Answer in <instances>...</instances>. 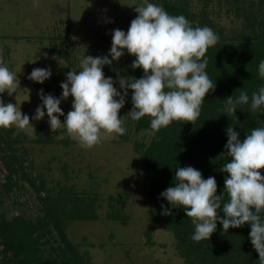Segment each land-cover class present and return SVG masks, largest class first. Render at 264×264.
Returning a JSON list of instances; mask_svg holds the SVG:
<instances>
[{"label":"rangeland","instance_id":"1","mask_svg":"<svg viewBox=\"0 0 264 264\" xmlns=\"http://www.w3.org/2000/svg\"><path fill=\"white\" fill-rule=\"evenodd\" d=\"M162 0H148L157 5ZM185 2L193 13L207 19L224 36L245 30L244 15L237 14L231 0H169ZM143 0H0V49L9 70L17 73L19 88L11 96L0 94L5 103L20 106L32 125L19 129L0 128L10 138L11 152L24 159L26 171L41 181V194L60 200L64 208L79 207L83 218L66 214L63 232L84 253L89 264H185L174 247V239L164 224L155 219L154 207L140 173L139 148L146 145L150 133L135 130L128 114L133 109L132 90H127L119 116L124 120V135H107L99 145L82 147L63 126L72 110L73 98L62 99L64 116L61 128L53 132L45 115L34 119L42 104L38 93L61 98L60 84L69 71L80 69L84 56L111 60L112 32L127 33L136 18L135 7ZM251 3L255 18L264 17L259 7L264 0ZM124 55L104 65L105 78L123 94L119 78H134L131 67L135 56ZM35 68H49L51 76L43 83L28 79ZM119 99V97H117ZM137 146V148H136ZM10 151V150H9ZM0 164V183L5 171ZM11 178L13 179L14 176ZM8 194L0 185V213L17 211L22 204L31 216L41 214V205L25 179H18ZM13 200V205L10 201ZM9 210V211H10Z\"/></svg>","mask_w":264,"mask_h":264},{"label":"clouds","instance_id":"2","mask_svg":"<svg viewBox=\"0 0 264 264\" xmlns=\"http://www.w3.org/2000/svg\"><path fill=\"white\" fill-rule=\"evenodd\" d=\"M135 12L136 18L130 22L127 33L120 29L112 32L111 60L107 56H84L80 61L81 70L69 71L66 82L60 84L59 99L40 90L42 104L37 107L34 119H42L46 109L48 123L55 132L62 126L59 117L64 116L61 100L71 96L72 110L67 113L63 126L82 147L90 149L102 142V133L125 134L119 111L124 107L128 89L132 90L133 104L128 114L133 120L151 117L153 135L173 121L194 123L199 118L206 95L216 87L205 71L208 65L205 55L218 42V35L207 26L193 27L183 15H171L148 0L136 6ZM124 49L135 56L131 67L142 69L144 76L119 78L121 94L113 86L112 78H105L102 68L119 60ZM2 52L0 49V94L7 92L11 96L17 92L19 81L17 73L5 64ZM258 71L264 78V61L259 63ZM50 76L49 68H35L28 79L43 83ZM248 103V94L241 91L237 98L232 95L225 99L222 111L234 115L238 105ZM261 106H264V86L251 95V110L255 112ZM13 126L21 130L32 127L29 116L22 115L20 106L0 98V128ZM226 132L225 148L231 162L221 168L228 174L222 195H216L214 177L204 179L200 171L189 166L176 170L175 186L167 188L161 196L173 207L185 209L186 217L195 226L191 238L196 242L209 240L217 222L222 224L224 232L250 224L251 244L259 255V264H264V175L260 171L264 169V126L253 128L243 141L233 127L229 126ZM222 204L224 218L218 215ZM162 215H171V212L165 210Z\"/></svg>","mask_w":264,"mask_h":264},{"label":"trees","instance_id":"3","mask_svg":"<svg viewBox=\"0 0 264 264\" xmlns=\"http://www.w3.org/2000/svg\"><path fill=\"white\" fill-rule=\"evenodd\" d=\"M230 4L236 14L239 11L244 15L245 30L228 37L213 26L204 12L193 13L185 2L161 1L160 6L169 14L183 15L193 27L207 26L218 35V42L209 47L205 55L208 60L205 71L216 87L206 95L201 114L194 123L173 121L154 135L151 134V117L146 115L133 123L135 130L150 133L147 144L138 150L140 173L155 219L171 232L175 250L185 264H259V255L249 236L250 224L224 232L222 224L217 222L209 240L196 242L191 238L195 226L192 219L186 217L185 209L173 207L161 196L167 188L175 186L176 170L189 166L200 171L204 179L214 177L216 195H222L228 174L221 168L231 162L225 148L226 129L233 127L243 141L253 128L264 126V106L255 112L251 110L252 93L264 86V78L258 71L259 63L264 61V17L255 18L251 3L245 5L242 0H231ZM260 5L259 11L261 8L264 12V4ZM143 76L142 69H134V78ZM241 91L248 94L249 103L238 105L234 115H227L222 111L225 99L232 95L237 98ZM1 132L0 129V164L5 174L0 185L10 194L16 181L25 179L42 210L41 214L31 217L20 204L17 211H11L12 206L6 213H0V264H89L86 255L79 253L63 232L66 214L71 212V216L83 218L84 211L79 207L66 210L60 200L41 194L42 182H36L35 175L26 171L24 159L11 152L10 138ZM260 171L264 175V169ZM10 202L13 205V200ZM222 208L223 204L218 210L220 218H224ZM165 210L171 215H162Z\"/></svg>","mask_w":264,"mask_h":264}]
</instances>
